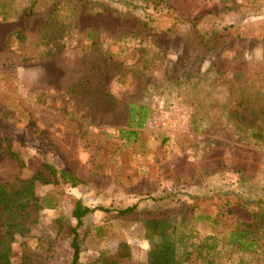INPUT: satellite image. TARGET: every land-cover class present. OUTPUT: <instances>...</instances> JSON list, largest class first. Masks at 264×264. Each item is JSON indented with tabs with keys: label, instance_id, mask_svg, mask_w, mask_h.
Returning a JSON list of instances; mask_svg holds the SVG:
<instances>
[{
	"label": "rangeland",
	"instance_id": "1",
	"mask_svg": "<svg viewBox=\"0 0 264 264\" xmlns=\"http://www.w3.org/2000/svg\"><path fill=\"white\" fill-rule=\"evenodd\" d=\"M142 1L0 0V183L42 163L81 180L36 184L54 207L16 237L12 264L70 262L73 198L99 208L78 229L79 264L119 246L115 264H148L147 222L180 219V205L224 214L189 222L196 244L239 227L258 238L254 250L194 248L185 264H264V139L247 102L243 119L229 113L242 96L264 106V0ZM129 102L150 109L142 127H128Z\"/></svg>",
	"mask_w": 264,
	"mask_h": 264
},
{
	"label": "trees",
	"instance_id": "2",
	"mask_svg": "<svg viewBox=\"0 0 264 264\" xmlns=\"http://www.w3.org/2000/svg\"><path fill=\"white\" fill-rule=\"evenodd\" d=\"M108 1V0H107ZM121 3L132 6V9L138 7V2L142 0H119ZM147 2H155V0H144ZM137 2V3H136ZM145 7V6H144ZM137 20H141L145 25L148 21H143L141 15L135 16ZM246 100H242V99ZM243 102L248 103V110L251 112V117L246 122L250 124L251 133H254L256 141L264 139V120L260 124H256L258 119H264V106L255 107L248 97L242 96L238 105H233L231 115H236L239 120L243 119L238 113L239 105ZM128 110V127H142L150 115V109L147 106L129 102ZM239 120H236L239 123ZM236 123V124H237ZM241 128L239 124L236 129ZM120 133L128 139L130 136L136 138L137 131L121 130ZM8 153L10 149L7 150ZM19 160V159H18ZM21 167L24 166L22 160H19ZM48 173L46 175L45 173ZM68 183L71 186H77L81 180L68 168L58 169L48 163H42L41 168L31 176L22 178L17 187H13L9 183H0V264L11 263V246L16 237L23 235L24 232L34 223L38 222L41 211L45 207H54L53 199L50 196H39L35 192L37 183ZM153 200L156 198L151 197ZM184 207V208H183ZM183 208V209H182ZM190 208L189 205H180L178 208L181 218L176 219L173 212L165 213L161 217H153L149 219L145 226V238L149 243L147 250L148 264H185L189 255L195 248L197 253L210 251L213 249L224 247L225 245L237 250H254L258 246V238L252 235V231L244 227L234 228L222 235L216 233L214 235L205 236L199 239L196 244L193 241V229L191 224L196 221H205L213 226L219 224V218L224 214L217 210L215 213L201 212L194 214L191 212L189 217H186V211ZM99 209L98 207L91 208L84 205L80 199L73 198L71 200L70 216L75 220L74 225L68 224V232L70 234L69 245L72 250V258L68 264H79L81 252L79 228L83 225V218L92 211ZM136 209V204L127 206L123 209L116 210L120 214L130 213ZM103 211H108L106 208H101ZM127 249V245H125ZM126 255L128 252H123L120 249L112 254H101L100 264H115L121 255Z\"/></svg>",
	"mask_w": 264,
	"mask_h": 264
}]
</instances>
